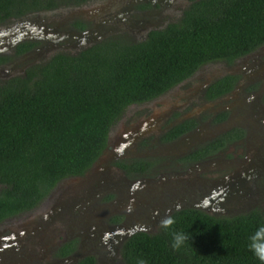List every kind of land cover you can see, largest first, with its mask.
Returning <instances> with one entry per match:
<instances>
[{
    "label": "flooded vegetation",
    "instance_id": "1",
    "mask_svg": "<svg viewBox=\"0 0 264 264\" xmlns=\"http://www.w3.org/2000/svg\"><path fill=\"white\" fill-rule=\"evenodd\" d=\"M38 1L45 5L33 7V0H15L8 14L0 9V29L27 17L37 18L32 23V37L0 51V83L24 74L31 65L46 62L56 52L76 53L108 36L142 40L150 30L178 20L192 2L186 0L178 11L168 12L170 18L163 21V4H173L174 0H132L114 17L99 19L66 11L87 0ZM154 20L163 22L156 24ZM214 61L217 63L208 72L200 71ZM225 74L234 76L231 87L222 92L208 91L209 85ZM167 94L173 99L164 100ZM228 98L229 103H222ZM152 101L163 103L167 112L159 115L153 128L131 140L135 124L149 126L155 109ZM177 124L179 132L168 134ZM242 143L245 158L226 155L227 147ZM64 182L61 193L56 194V188ZM261 189L264 43L231 62L203 63L164 92L126 106L110 126L106 146L91 166L81 174L62 178L31 209L0 221V232L6 229L9 219L38 212L49 199L56 198L65 207L59 216L64 227L59 226L53 240L49 236L37 238L39 229L28 230L32 240L35 237L44 245V254H37L34 245L28 262L22 264H74L86 255L92 256L96 264H129L124 256L125 243L137 233H158L162 229L158 225L166 215L184 208L215 216L249 211ZM18 230L12 234L24 232Z\"/></svg>",
    "mask_w": 264,
    "mask_h": 264
},
{
    "label": "trees",
    "instance_id": "2",
    "mask_svg": "<svg viewBox=\"0 0 264 264\" xmlns=\"http://www.w3.org/2000/svg\"><path fill=\"white\" fill-rule=\"evenodd\" d=\"M14 2L0 0V9L8 14ZM262 43L264 0H192L178 20L142 40L108 36L76 53L56 52L1 82L0 221L34 207L62 178L88 169L126 106L164 92L203 63L231 62ZM233 78H217L208 91L229 89ZM171 215V229L137 233L125 243L129 264H261L248 237L264 225L263 209L215 216L184 208ZM173 232L191 239L173 249ZM74 264L96 263L86 255Z\"/></svg>",
    "mask_w": 264,
    "mask_h": 264
},
{
    "label": "rangeland",
    "instance_id": "3",
    "mask_svg": "<svg viewBox=\"0 0 264 264\" xmlns=\"http://www.w3.org/2000/svg\"><path fill=\"white\" fill-rule=\"evenodd\" d=\"M129 1H132V0H87L81 4H78L76 6L74 5V6L67 8L66 11L69 10V12H76V13L80 12L88 18H96V19L111 18V17H114V15L118 13L123 6H126ZM185 2L186 0H174L173 4L171 3L167 5L163 4L162 9L164 13L161 16V19L164 21L165 19L170 18V16H168V12L178 11L180 7L183 5V3ZM174 15H172V17H175ZM154 21H156V24H160L163 22V21H158V20H154ZM216 63H217L216 61H214L213 63H208L205 66L201 67L200 71L208 72L209 67L215 65ZM166 98H167V101H169L170 99H173V96H171L170 94L169 95L167 94L163 97V99L165 100ZM230 101L231 100L228 98V100L222 101V103H229ZM152 102H153L152 105L155 109H153V113L147 124L149 126L147 127L145 125L146 126L145 127L143 126L144 124L142 123L135 124L133 127V130L131 129L132 130L131 132H133L132 134L133 138H131V140L135 138L134 137L135 135L142 134L144 130H150V128H153V126H155L158 122L159 115L160 114L163 115L167 112L166 109H168V107L165 105L163 107V103H159L158 101H152ZM167 105L168 106L172 105V103L167 104ZM117 132L118 131H115L113 133H117ZM226 155L228 157H238V158L244 157L245 158L246 149H245L244 143H242L241 145H235L231 148L227 147ZM78 180L77 181L74 180V181H76L77 183ZM258 182L260 183L261 180L259 179ZM75 184H73L72 186L73 189L75 187ZM59 186L60 187L56 188V194L61 193L60 189H63V187L65 186V182ZM73 189L71 191L74 193L75 191H73ZM62 193L64 192L62 191ZM47 202H48L46 203L47 205L38 211L39 213L37 211L33 213L32 212L27 213V214L25 213V215L22 218H11L7 221L6 229L0 232V264H22V263L28 262V260L26 259L29 256V254L33 252L34 245H35L34 251L37 254H40V255L44 254V245L40 244L41 241H36L37 238L41 239V237L43 236H49L53 240L56 238L55 232L59 228V226L64 227L63 218H59V216H60L61 211L62 212L64 211L65 207L61 205L60 201H58L56 198L49 199V201ZM253 207L264 210V189H261V192L258 193L257 202L254 204ZM43 211L45 212L41 214ZM247 211L248 210L245 209V210H239V211L231 212V213H224L222 215L229 216V215H233L237 213H244ZM66 215L67 214H63V216H66ZM2 226L3 224L1 223L0 227ZM18 229L24 232H22L18 236L16 234L15 238L11 239V241H8L9 244H5V245L1 244L2 237H9L10 235H12L13 230H15V232L17 233ZM31 229H39L38 237L37 238L34 237L33 240L27 233V231ZM37 245L39 248H36ZM23 253L26 255L24 256Z\"/></svg>",
    "mask_w": 264,
    "mask_h": 264
},
{
    "label": "clouds",
    "instance_id": "4",
    "mask_svg": "<svg viewBox=\"0 0 264 264\" xmlns=\"http://www.w3.org/2000/svg\"><path fill=\"white\" fill-rule=\"evenodd\" d=\"M179 205L177 208L179 209ZM176 219L172 215H166L161 219L159 228L168 230L175 225ZM191 239L188 235L183 232H173L172 233V248L179 250L186 241ZM248 248L253 253V255L264 264V225L259 226L249 237H248ZM137 264H146V261L139 259Z\"/></svg>",
    "mask_w": 264,
    "mask_h": 264
},
{
    "label": "water",
    "instance_id": "5",
    "mask_svg": "<svg viewBox=\"0 0 264 264\" xmlns=\"http://www.w3.org/2000/svg\"><path fill=\"white\" fill-rule=\"evenodd\" d=\"M35 20H37V18L31 20L30 17H27L16 21V23H14L11 27L7 29H0V51L8 49L15 42L25 37H32L33 33L35 32V27L32 26V23ZM75 35L78 36L79 34L76 33ZM13 238H15L13 234L9 237H2L1 244H9L8 241H11V239ZM77 259V257H73L74 261H77Z\"/></svg>",
    "mask_w": 264,
    "mask_h": 264
}]
</instances>
